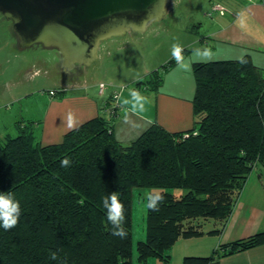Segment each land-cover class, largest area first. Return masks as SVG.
Returning a JSON list of instances; mask_svg holds the SVG:
<instances>
[{"label":"trees","instance_id":"obj_1","mask_svg":"<svg viewBox=\"0 0 264 264\" xmlns=\"http://www.w3.org/2000/svg\"><path fill=\"white\" fill-rule=\"evenodd\" d=\"M192 74L195 122L189 130L151 124L121 144L111 119L97 116L67 131L59 143L42 145L26 126L0 141V194L20 206L16 226H0V264H150L151 258L166 263L178 239L220 233L251 171L264 169V69L245 54L194 62ZM149 75L136 82L135 91L140 85L160 87L158 71ZM134 188L164 196L159 211L145 209L135 259ZM112 192L125 209L123 239L112 234L102 204ZM209 220L213 226L205 229ZM263 244L260 231L219 244L208 256H184L182 264H218Z\"/></svg>","mask_w":264,"mask_h":264},{"label":"crops","instance_id":"obj_2","mask_svg":"<svg viewBox=\"0 0 264 264\" xmlns=\"http://www.w3.org/2000/svg\"><path fill=\"white\" fill-rule=\"evenodd\" d=\"M240 1L239 4H230L228 10L219 13L220 20L213 22L216 27L200 38V49L194 47V41L189 43V46L180 48L186 55L182 56L180 52L181 62L176 60L166 69L161 76L164 77L162 84L160 83L157 90H150V85L137 87L142 96L147 98L142 111L138 107L133 108L132 92L120 91L114 98L115 91L106 90L104 87L101 93L98 88L92 93L78 77H71V73L62 70L70 82L54 90L60 92L47 99L41 120L33 122L31 129L35 132L36 140L42 145L59 143L67 131L89 119L97 116L109 119L106 111L116 102L117 116L111 118V124L113 135L121 144L133 141L151 124H158L170 132L191 129L195 122L191 104L195 88L192 65L194 62H206L202 60V54L208 52L203 51L204 49L210 46L216 51L220 49L221 52L223 48L227 55H236L231 59L248 54L256 66L264 69V0ZM225 14L228 16L227 20L223 18ZM216 44L223 47H215ZM198 50L200 60L193 58V54ZM155 69L144 75H149ZM71 70L72 68L69 72ZM67 91L69 93L65 94ZM69 114L73 117L72 128L68 127ZM260 231H264V169L258 165L249 174L232 214L220 233L180 238L175 243L181 242L178 245L181 254L174 255L169 252L168 262L158 261L155 264H182L183 257L191 254L208 256L219 244L242 239ZM206 235L214 238L206 243L210 252H205L206 247L200 246L198 240ZM191 247L200 248V252H189ZM218 264H264V244L223 257Z\"/></svg>","mask_w":264,"mask_h":264},{"label":"rangeland","instance_id":"obj_3","mask_svg":"<svg viewBox=\"0 0 264 264\" xmlns=\"http://www.w3.org/2000/svg\"><path fill=\"white\" fill-rule=\"evenodd\" d=\"M171 1L174 4L164 14L165 18L152 22L141 33L130 31L122 36L102 41L97 51L96 60L90 66L83 65L77 69L72 68L71 73H76L78 80L92 93L98 88L100 82L104 83L106 90L112 89L115 91L114 93L133 92L137 81L152 79L150 75H144L149 70L156 68L153 72L158 71L160 76H163L166 71L163 65H166V62L171 58L175 59L173 45H179L182 48L194 41V47L200 49V38L216 27L213 22L219 19V13H221L220 9H212L211 1L218 2L219 6L223 7L222 12L228 10L230 4L241 3L240 0ZM2 17L3 15L0 13V141L6 137L17 136L22 128L26 126L29 129L33 122L41 120L47 99L60 92L54 90L70 82L59 68L60 54L58 51L42 48L39 44L22 49L17 48L15 46L16 38L9 30L11 21L6 18L1 19ZM223 18L227 20L228 16L225 14ZM216 46L223 47L219 44ZM181 50L180 52H182ZM222 50L224 51L223 48ZM199 51L193 54V58L200 60ZM203 51H208L202 54V60L205 61L231 59L236 56L220 52V49L213 50L210 46ZM181 55L185 56L186 54L182 52ZM160 78L162 84L164 77ZM51 91H54V94H51ZM68 93L69 91L65 94ZM32 131L34 132V130ZM151 191L158 190L133 189V259L137 255L136 243L144 239L146 199ZM173 192L178 194L184 190L173 189ZM212 226L213 220L206 221L204 224L205 229L212 228ZM212 239L214 238L208 235L198 239L200 246L206 247L205 252H210L206 243ZM179 243L181 242L173 244L168 253L181 254ZM189 250L192 253L200 252V248L191 247ZM158 261L161 260L151 258L148 262L155 264Z\"/></svg>","mask_w":264,"mask_h":264},{"label":"water","instance_id":"obj_4","mask_svg":"<svg viewBox=\"0 0 264 264\" xmlns=\"http://www.w3.org/2000/svg\"><path fill=\"white\" fill-rule=\"evenodd\" d=\"M171 0H0V13L19 49L40 44L60 54L59 68L90 66L100 43L141 33L165 18Z\"/></svg>","mask_w":264,"mask_h":264},{"label":"clouds","instance_id":"obj_5","mask_svg":"<svg viewBox=\"0 0 264 264\" xmlns=\"http://www.w3.org/2000/svg\"><path fill=\"white\" fill-rule=\"evenodd\" d=\"M180 46L173 45V57L178 63L181 62ZM133 108L137 107L139 110H143L144 104L147 103V98L142 96L139 91H133L131 93ZM127 119V116H126ZM74 126L73 117L69 114L68 127ZM69 161L67 159L61 161V165L68 166ZM164 201V196L159 192L155 194L147 195L146 208L151 211H159V206ZM103 207L107 210V220L112 225L113 235H116L123 239L126 236V230L124 228L125 223V209L124 205L120 202L118 194L115 192L110 193L102 200ZM20 215V206L18 202H14L9 195L0 194V226L5 230H8L16 226ZM52 259H56L55 254L52 255Z\"/></svg>","mask_w":264,"mask_h":264},{"label":"built area","instance_id":"obj_6","mask_svg":"<svg viewBox=\"0 0 264 264\" xmlns=\"http://www.w3.org/2000/svg\"><path fill=\"white\" fill-rule=\"evenodd\" d=\"M211 7H212L213 10H219L220 9L221 12L223 11V7L219 6L218 2H213L211 4ZM104 87H105L104 83H99L98 88H99V92L100 93L103 91ZM51 94H54V91H51ZM113 96H114V98H116V96H117L116 93H114ZM117 107H118V104L116 102V103H114L113 105H111L109 107L108 111H106V114H107V117L109 118V120L111 118L112 119L116 118V116H117L116 115L117 114V111H116Z\"/></svg>","mask_w":264,"mask_h":264},{"label":"flooded vegetation","instance_id":"obj_7","mask_svg":"<svg viewBox=\"0 0 264 264\" xmlns=\"http://www.w3.org/2000/svg\"><path fill=\"white\" fill-rule=\"evenodd\" d=\"M9 21H10V20H9ZM11 23H12V22H11ZM11 29H12V25H11ZM39 45H40V44H39ZM53 51L55 52V50H53ZM70 73H71V72H70ZM75 74H76V73H73V72H72L70 76H71V77H72V75H73V76H76ZM64 75H65V74H64ZM65 76H66V75H65ZM76 77H77V76H76Z\"/></svg>","mask_w":264,"mask_h":264}]
</instances>
